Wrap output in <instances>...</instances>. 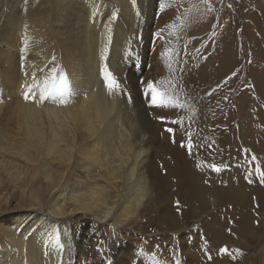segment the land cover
I'll list each match as a JSON object with an SVG mask.
<instances>
[{
	"label": "bare ground",
	"instance_id": "obj_1",
	"mask_svg": "<svg viewBox=\"0 0 264 264\" xmlns=\"http://www.w3.org/2000/svg\"><path fill=\"white\" fill-rule=\"evenodd\" d=\"M183 1L185 13L179 0H0V264H60L56 240L47 236L54 231L65 246L64 264H75L84 238L65 221L73 215L85 218L83 229H117L111 241H97L103 264H264V112L241 123L243 145L263 163H247L243 172L248 153L237 141L241 134L224 124L218 97L194 80L176 25L185 18L183 33L197 42L195 30L202 28L232 36L229 10L221 13L215 0H208L211 10L204 0ZM248 18L244 26L252 34L241 46L264 99V29ZM154 38L150 68L135 69L148 63ZM255 62L263 72L252 68ZM110 76L120 85L111 95ZM147 82L172 92L185 108L149 107ZM59 86L63 97L25 99ZM246 88L240 100L249 103ZM158 115L182 117L184 128L161 123ZM189 126L193 155L180 146L187 144ZM194 188L197 204L186 198ZM174 197L178 213L168 201ZM208 206L219 209L204 219ZM190 220L201 222L196 232L188 230ZM146 228L153 234L148 250L128 244L136 237L123 236ZM165 243L173 246L170 253ZM225 246L229 254L221 251Z\"/></svg>",
	"mask_w": 264,
	"mask_h": 264
},
{
	"label": "rangeland",
	"instance_id": "obj_2",
	"mask_svg": "<svg viewBox=\"0 0 264 264\" xmlns=\"http://www.w3.org/2000/svg\"><path fill=\"white\" fill-rule=\"evenodd\" d=\"M179 2H180L179 4L183 3L185 5L184 6L183 4H181L182 8H184L183 12L184 13L187 12L186 10L188 8V5L186 6L183 0L182 1L179 0ZM214 3H215V7L221 10V13L222 10L226 11L224 10V8L229 10L227 11L228 13L225 12L226 14L225 22L227 26L232 28V36L230 35L231 33H228L227 35V33L221 31L213 33V28H210L208 30L209 32L205 30V28H202L195 30L198 32V34H200L197 36H199V38L201 39L199 42H197L196 38L190 35L193 33H187V34L183 33L181 24L185 25V21H184L185 18H181L180 21L176 20L177 21L176 25H178V35L179 36L181 35V37H183V43H181V48H183L184 46L183 52L189 55L190 58L192 59V65H193L192 76L194 80L198 82L201 91L203 92L207 91L208 94H214L218 97L220 109H221V116H222L221 118L223 119L224 124L228 129L229 128L231 129V132L237 131V133L239 134L238 136H240L242 131V128L240 127L241 123L242 121L246 122L244 116H255L256 118L259 116L260 111L264 112V99H262L263 97L261 95L256 93L257 89H255L253 86V78L250 74V71H248L247 68L248 61L244 55L245 53L244 49L241 46V41L243 36H249V34L250 35L252 34V32L250 33L251 28H247V26H249V18H248L249 15H252L253 18L257 19L259 21L258 26L261 28L263 27L264 29V13H263L264 1L215 0ZM229 5H231V7H229ZM244 24L247 26H244ZM244 31L247 33L245 34ZM231 42L232 45H229L231 44ZM151 43L149 46L148 63L143 65V63L141 62L136 65L137 67L135 66V69L146 70L150 68L149 65L152 63L151 61L153 56L152 52L156 46L155 38L153 39V41L151 40ZM258 47L259 46L255 47L254 49L251 48V51H253L252 53L254 55L260 54L261 48ZM138 57L136 58L137 59L136 61H140L141 56ZM263 61H262V66H264ZM256 62L252 64V68L254 67L253 69H255V71L259 70L263 72L261 69H258L257 67L258 63L256 64ZM260 64L261 62H259V66ZM244 87H247L246 88L247 90L250 89L247 91L249 94L252 93L250 94L251 102L249 103L241 102L240 100L241 91H243ZM218 88H220V91ZM208 116L209 118H211V120H214L216 118V115L212 110L208 111ZM242 136L243 134H241V136L238 137L237 139V141L241 145H243V142L241 141L243 140ZM243 148L245 152L248 153V157L245 160L246 161L245 165L239 167L241 171L245 172L246 168H249L247 163L254 164V162H256V164L259 163V165L262 164L263 166V163H260L259 160L260 158H258V156L256 159L257 161L252 160V157L253 156L256 157L257 154L250 146L243 145ZM251 169H255L253 165L251 166ZM255 170H259V169H255ZM197 186L199 188V183H197ZM194 191L195 188L193 190L188 189L186 198L188 199L187 200L188 202H193V204H197L198 203L196 201L197 197L194 193L192 194V192ZM215 196H217L216 193ZM212 197L214 198V194L212 195ZM172 199L168 200L170 202L169 204L172 208L175 207L174 212L178 213L175 202L176 200H174L175 197ZM172 201L174 202L172 203ZM197 208L198 205H196V209ZM208 208H209L208 212L203 215L204 217L202 216L204 219H209L210 216L214 214L213 212L219 209L218 208L217 210H215L214 209L215 207H211V206H208ZM8 216H10V214L3 215L4 218ZM0 219H2V215L0 216ZM84 220L85 218H83L81 215L80 216L73 215L65 220L72 223L74 230L77 229L80 232L82 231L81 235L84 238V242L82 244L84 248L81 250V253L77 255V258L75 259L76 261L75 264H103V260H105L106 256L105 255L103 256L102 251L99 248H97L98 247L97 241L99 242L111 241L110 239L115 238L114 234H117L116 233L117 229H114L115 227L113 225L111 226L108 224H104L100 228L97 227V225L95 226L93 224L87 226L86 229H83L82 227H84V223H85ZM189 225L190 227L188 230L190 232H196L201 227V222L196 220H190ZM141 227H144V225H141L140 228ZM18 229L21 230V227L18 226ZM124 234L137 238V239H128V244L131 243L132 246H134V248H139L140 250H148L150 248L147 245L146 239L148 240L152 239L153 234L151 229L146 228L145 230H143V233L140 230H133L131 232L125 231L123 232V236ZM172 236L174 238L175 234L171 233L170 237ZM237 236L238 235H236V237ZM116 237L122 238V233L118 234V236ZM1 238L2 237H0V240H3V238L2 239ZM262 244H264V239L262 240ZM73 246H74V251H76V249L78 250L76 244H74ZM152 246L154 247L153 244ZM159 246H161V244H159ZM162 247L165 249L166 253H170L171 252L170 249H173V246L172 248H170V245L166 243L163 244ZM84 250H89L90 255L89 256L83 255ZM256 252H257L256 250H251L250 255L254 258L257 256ZM255 264H258V262L256 261Z\"/></svg>",
	"mask_w": 264,
	"mask_h": 264
},
{
	"label": "snow or ice",
	"instance_id": "obj_3",
	"mask_svg": "<svg viewBox=\"0 0 264 264\" xmlns=\"http://www.w3.org/2000/svg\"><path fill=\"white\" fill-rule=\"evenodd\" d=\"M204 3L206 5V7H208L209 10H211L210 6L208 5V0H204ZM229 7H231V5H229ZM161 31H163V30L161 29ZM156 35L158 38L160 37L159 32L156 33ZM164 83H165V81H163V80L160 81V84H164ZM168 83L171 84V81H168ZM119 86L120 85L117 83L116 79H114L110 76L108 79V83L106 85L108 94L111 95L113 93V90L115 88H118ZM52 95H59V96L63 97L65 95L63 86H59V87H56L54 89L45 87L44 90L42 92H40L38 95L32 96L30 93L28 96L25 97V99H32L33 101L45 100L49 96H52ZM144 96L147 100H149V107H151L153 109L178 110V109L185 108V103H182L169 90L159 89L155 82H147L145 84ZM60 102L62 104L66 103V101L64 99H62ZM128 102L129 103L131 102V96H128ZM154 118L159 120L161 123H167L170 125H178L181 129L184 128V119L182 117L174 115L173 118L169 119L165 116L158 115ZM165 131L168 132L169 134H172V135L175 134V130L173 127H167L165 129ZM173 142L175 143V140H173ZM180 146L186 147L188 154L193 155V148L195 147V145L193 143L192 132L190 130V126H189V130H187V144L182 143ZM256 159H257V157H255V156L252 157V160L255 161ZM197 166L199 167V165H197ZM210 167H211V170L214 172L219 173L221 171V168L219 166H217L215 163L211 164ZM260 179H261V181H264V172L261 173ZM256 207L258 208L259 205H256ZM47 236L49 239L54 238L56 240V251H58L61 254L60 264H64L63 253H64L65 246L63 243L60 242L59 231L49 232V233H47ZM221 251L225 254H229L230 250L225 246L223 249H221ZM236 251L239 252V250H236ZM47 256H48V252H45V257H47ZM208 259L211 260L212 257L208 256ZM233 259H235V257H233ZM176 264H179V261H177Z\"/></svg>",
	"mask_w": 264,
	"mask_h": 264
}]
</instances>
